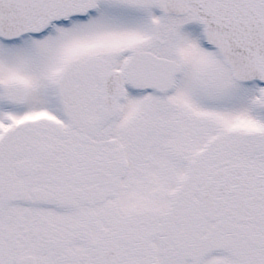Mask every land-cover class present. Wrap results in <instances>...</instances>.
<instances>
[{"label": "snow or ice", "instance_id": "obj_1", "mask_svg": "<svg viewBox=\"0 0 264 264\" xmlns=\"http://www.w3.org/2000/svg\"><path fill=\"white\" fill-rule=\"evenodd\" d=\"M0 264H264V0H0Z\"/></svg>", "mask_w": 264, "mask_h": 264}]
</instances>
